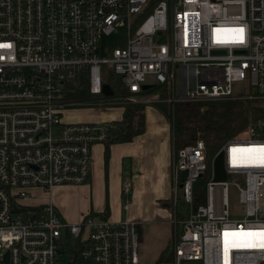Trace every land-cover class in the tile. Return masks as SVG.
I'll return each mask as SVG.
<instances>
[{
    "label": "built area",
    "instance_id": "1",
    "mask_svg": "<svg viewBox=\"0 0 264 264\" xmlns=\"http://www.w3.org/2000/svg\"><path fill=\"white\" fill-rule=\"evenodd\" d=\"M150 2L0 0V264H62L67 241V264H139L137 223L92 216L68 223L50 202L31 203L35 190L87 183L92 148L107 141L109 123L62 121L70 82L82 81L100 106L115 98L105 81L111 74L121 97H141L151 86L166 88L170 103L264 101V0H160L147 12ZM118 27L122 41L104 51L101 39ZM177 76L186 87L179 97ZM104 84L113 96L102 93ZM250 147H264V118L216 153L223 152L227 180L213 181L212 159L198 205L204 142L173 158L175 206L179 186L188 205L173 264L264 263V150H243ZM132 190L126 181L122 194L128 199ZM230 190L245 208L242 220L229 219Z\"/></svg>",
    "mask_w": 264,
    "mask_h": 264
},
{
    "label": "crops",
    "instance_id": "2",
    "mask_svg": "<svg viewBox=\"0 0 264 264\" xmlns=\"http://www.w3.org/2000/svg\"><path fill=\"white\" fill-rule=\"evenodd\" d=\"M116 112L112 120L122 118ZM107 149V150H106ZM87 183L55 186L31 203L50 202L60 220L78 223L86 216L138 224L139 264H156L161 254L174 247L180 230L173 197V146L169 121L157 107H146L144 132L131 142L97 144L92 148ZM131 181L128 199L122 186ZM178 188H181L180 186ZM163 264H173L166 262Z\"/></svg>",
    "mask_w": 264,
    "mask_h": 264
},
{
    "label": "trees",
    "instance_id": "3",
    "mask_svg": "<svg viewBox=\"0 0 264 264\" xmlns=\"http://www.w3.org/2000/svg\"><path fill=\"white\" fill-rule=\"evenodd\" d=\"M107 80L113 87L115 95L121 94L118 78L111 74ZM76 82L68 84L69 93L66 94L65 101H80L88 98L84 84L76 85ZM141 110L142 107L138 105L128 106L123 111L122 120L109 123L110 129L105 144L128 143L143 134L144 116ZM168 110L166 118L171 126L172 146L176 153L186 146L193 145L197 139H201L206 147L208 169L205 177L194 185V202L198 205L204 201V189L209 178L211 160L227 141L241 135L248 126L264 118V101L241 99L176 101L168 106ZM135 118L137 121H134ZM33 209L32 206L26 208V210ZM171 255L170 248L165 250L156 264L170 263Z\"/></svg>",
    "mask_w": 264,
    "mask_h": 264
},
{
    "label": "rangeland",
    "instance_id": "4",
    "mask_svg": "<svg viewBox=\"0 0 264 264\" xmlns=\"http://www.w3.org/2000/svg\"><path fill=\"white\" fill-rule=\"evenodd\" d=\"M158 1L159 0H153L150 7L148 6L146 11L152 10L156 6ZM136 18L137 17L135 15L130 17L131 26H134V22L136 21ZM124 35H125V28L118 27L117 29H115V32L112 33L110 36L103 37L101 39L102 49L104 51L110 52L113 48L118 47L119 42L122 41ZM125 42H126L125 40L121 42L122 46L125 45ZM118 80H119L118 82H120V79ZM105 81L107 83L108 80L105 79ZM198 81L199 80L196 78L194 81H191L190 84L191 85L198 84ZM76 83H77L76 85H79L78 83H83V82L78 81ZM153 84L154 82L152 79L147 80V85H153ZM84 86L86 89L85 84ZM185 88L186 87H185L184 82L177 76L175 79V89L177 92L176 97H179V93L183 94L185 92ZM86 92L88 94V98L85 100H80V101L79 100H72V101L66 100L65 101V97H66L65 95L64 102L62 103L63 110L61 111L62 121L80 122V123H97L98 124V123H102L104 120H112L113 119L112 116L115 115L116 112L119 113V112L125 111L126 107L134 106V105H138L142 107L141 114H143V116H144V111L146 107L154 106V107L159 108L160 113L164 117H166L169 111L168 106L172 104L168 102L169 93L166 90V88L162 89L159 87H153L149 91H146L143 96L138 97V98L124 97V96L121 97L119 94H116L113 100L105 101L104 104L101 106L99 104L101 102L100 98L92 96L88 92V90ZM120 120H122V118ZM134 121H137V118H135ZM112 122H117V121H106V123H112ZM177 153L173 150L174 159H176ZM172 170H173V164H172ZM204 177L205 176L203 175V178ZM35 195L37 198L41 197L39 193H36ZM176 210H177V213L179 214V217L181 218H184V216L186 215L188 211V205L183 201L182 196H181V188H178ZM228 215L231 221L242 220L245 216V208L239 203L238 198H237V193L234 190H230L228 194ZM178 233H177V236H178ZM174 238H176L175 239V243H176L177 237L174 236ZM175 243H174V246H175ZM67 244L69 246V249H67L64 252V258L62 259V262H61L62 264H67L69 262V257L73 249V245L71 244V242L67 241ZM173 251H174V247L172 248L171 263L173 261ZM79 263H80V260L78 259L77 264ZM192 264H196V263H192Z\"/></svg>",
    "mask_w": 264,
    "mask_h": 264
},
{
    "label": "water",
    "instance_id": "5",
    "mask_svg": "<svg viewBox=\"0 0 264 264\" xmlns=\"http://www.w3.org/2000/svg\"><path fill=\"white\" fill-rule=\"evenodd\" d=\"M160 35V32L157 33V36ZM155 40V37L153 38V41ZM144 91H149L152 87L151 86H143L142 87ZM102 93L105 96H113V91L111 87L108 84H104L102 86ZM212 172H213V181L218 182H225L227 180V174L224 167V159H223V152L218 153L214 156L212 160ZM187 174L184 172L181 175L182 180L186 178ZM203 178V174L199 175V179ZM5 263H7V255L5 257Z\"/></svg>",
    "mask_w": 264,
    "mask_h": 264
},
{
    "label": "bare ground",
    "instance_id": "6",
    "mask_svg": "<svg viewBox=\"0 0 264 264\" xmlns=\"http://www.w3.org/2000/svg\"><path fill=\"white\" fill-rule=\"evenodd\" d=\"M247 146H251V145H247ZM258 149H260V150H264V147H250V148H243L244 151H251V150H258ZM250 161H252V160L250 159Z\"/></svg>",
    "mask_w": 264,
    "mask_h": 264
},
{
    "label": "snow or ice",
    "instance_id": "7",
    "mask_svg": "<svg viewBox=\"0 0 264 264\" xmlns=\"http://www.w3.org/2000/svg\"><path fill=\"white\" fill-rule=\"evenodd\" d=\"M241 35H240V38L242 39V33H243V29H239L237 30Z\"/></svg>",
    "mask_w": 264,
    "mask_h": 264
}]
</instances>
